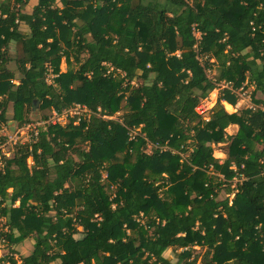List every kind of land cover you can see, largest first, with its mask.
<instances>
[{"label": "trees", "instance_id": "1", "mask_svg": "<svg viewBox=\"0 0 264 264\" xmlns=\"http://www.w3.org/2000/svg\"><path fill=\"white\" fill-rule=\"evenodd\" d=\"M76 103L0 157V264H264V0H0V128Z\"/></svg>", "mask_w": 264, "mask_h": 264}, {"label": "rangeland", "instance_id": "2", "mask_svg": "<svg viewBox=\"0 0 264 264\" xmlns=\"http://www.w3.org/2000/svg\"><path fill=\"white\" fill-rule=\"evenodd\" d=\"M161 1H163V0H161ZM164 5H165L166 9L168 11H170L171 13L179 12V10H181V8L180 9L179 8H176L175 6L171 5L168 2H164ZM21 29L22 30L25 29V27H24L23 24L21 26ZM15 45H13L11 48H9V55H11V56H15L16 55V56L20 57L22 55L21 45L19 43L18 44H15ZM73 66H74V64H72V61L69 62L68 60H66L65 57L62 58V60H61V68H62V70L65 71L69 67H73ZM8 68L10 70H16L15 69V63L12 62V61H10L8 63ZM213 69H214L213 73L216 76V74L219 72L217 65H215V67ZM52 77H53L52 75H49L48 82L51 81ZM213 84H214L213 90L209 91L207 93V95L203 97V99H208L210 101L211 106H209V108H211L212 105L214 104V102H216L220 90L223 89V84L225 85L224 81H216L215 78H214V83ZM244 84H246V86L243 87ZM243 85L240 86L237 89H234V90H236V92L239 95V97H237V102L238 103L235 104V105H232L231 107H226L225 106L226 109L228 110V112H233L234 110H242V109H234V108H237L236 105H242V106L245 105V103L242 101L244 99L243 97H249V98H251L252 99V102L254 104V108L257 107V105L254 102V99L253 98H260L261 97V94L257 92V94L254 97V95L252 93L254 91L255 86L254 85H251V84H248L247 82H244ZM241 101H242V103H241ZM38 107L36 106V110H34V108L32 109V114H30V117L31 118H35L36 119L39 116H42L43 113H42V111H40V109ZM50 111H51V108L50 109L48 108L46 113L49 114ZM6 126H8V129L9 130H13L14 127L16 126V123L9 121V122H7V125ZM227 130H228L229 133H235L238 130V127L235 126V125H231V126L228 127ZM213 154H214V156L216 158H220L221 160H223V159H225L227 157L226 150L224 148H221V147L214 146V153ZM29 162L31 163L32 162V159H29ZM131 234L133 236H135L136 239L138 238L137 231H131ZM0 238H1V235H0ZM92 238H93V235H92V233H89V232L79 231V232L73 233L70 236V238H69V240H68V242L66 244V248L68 250L74 249V248H76V247H78L80 245H83V244L91 241ZM17 249L21 253H26L28 250L32 249L31 242L29 240H26L23 243V245L20 244L17 247ZM5 251H6L5 250V243L2 242V239H0V258H2V256L5 254ZM195 252H200L199 255L201 256L204 253V250L201 249V248L196 247V251ZM200 256H199V258H200ZM196 264H200L199 263V259H198V261H197Z\"/></svg>", "mask_w": 264, "mask_h": 264}, {"label": "built area", "instance_id": "3", "mask_svg": "<svg viewBox=\"0 0 264 264\" xmlns=\"http://www.w3.org/2000/svg\"><path fill=\"white\" fill-rule=\"evenodd\" d=\"M193 31L198 39V44H197V48H198L202 45V43L200 42L202 34L197 28H195V26L193 27ZM211 61L214 62V59L212 58ZM211 73H213V71L211 69H208L209 77L212 76ZM224 83L225 85L223 84V88H228V87L231 88L228 83L226 82ZM244 86H246V84H244L243 87ZM232 91L236 94L237 97H239L236 90H232ZM243 98L244 99L242 101L245 103V105L243 106L236 105L237 108L234 109H242V110L254 109V104L252 102V99L249 97H243ZM237 103L238 102H236V104ZM209 106H211L210 101L208 99L201 98L195 107V111L198 113V115L201 118L207 120L209 119L208 117V111L210 109ZM90 113L91 112L85 106L76 103V104H71L63 109L51 108L48 118H44L40 116L35 120H32L30 122L23 124L22 126L17 127L13 132L8 131L6 127L2 126L0 128V134L6 135L7 140L0 145V157L4 154H7L16 143L18 142L23 143L30 140L32 137L31 132H33L34 135H37L39 132L41 133L42 131H45L48 127L56 126V125H64L69 120V117L77 116L79 119L80 116H82L83 114L89 115ZM103 117L109 118L108 116H103Z\"/></svg>", "mask_w": 264, "mask_h": 264}, {"label": "bare ground", "instance_id": "4", "mask_svg": "<svg viewBox=\"0 0 264 264\" xmlns=\"http://www.w3.org/2000/svg\"><path fill=\"white\" fill-rule=\"evenodd\" d=\"M226 107H230L231 105L230 104H225Z\"/></svg>", "mask_w": 264, "mask_h": 264}, {"label": "water", "instance_id": "5", "mask_svg": "<svg viewBox=\"0 0 264 264\" xmlns=\"http://www.w3.org/2000/svg\"><path fill=\"white\" fill-rule=\"evenodd\" d=\"M34 110H36V107H34Z\"/></svg>", "mask_w": 264, "mask_h": 264}]
</instances>
